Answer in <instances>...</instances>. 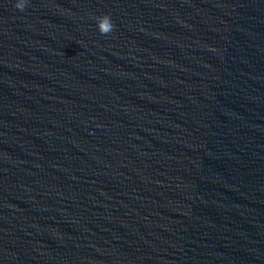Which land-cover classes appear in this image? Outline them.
<instances>
[{"label":"clouds","instance_id":"9594fccd","mask_svg":"<svg viewBox=\"0 0 264 264\" xmlns=\"http://www.w3.org/2000/svg\"><path fill=\"white\" fill-rule=\"evenodd\" d=\"M28 4V0H16L14 7L19 11H24ZM98 31L101 35L107 36L108 34L112 33L115 24L113 23L110 15L103 14L100 16L95 17Z\"/></svg>","mask_w":264,"mask_h":264}]
</instances>
